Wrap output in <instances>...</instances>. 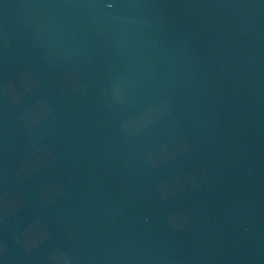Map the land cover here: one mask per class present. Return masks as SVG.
I'll use <instances>...</instances> for the list:
<instances>
[{
	"label": "water",
	"instance_id": "water-1",
	"mask_svg": "<svg viewBox=\"0 0 264 264\" xmlns=\"http://www.w3.org/2000/svg\"><path fill=\"white\" fill-rule=\"evenodd\" d=\"M0 264H264V0H0Z\"/></svg>",
	"mask_w": 264,
	"mask_h": 264
}]
</instances>
